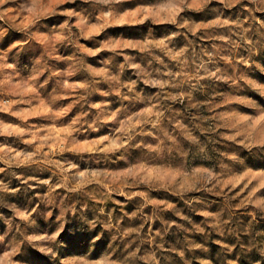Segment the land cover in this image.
<instances>
[{
    "label": "rangeland",
    "instance_id": "1",
    "mask_svg": "<svg viewBox=\"0 0 264 264\" xmlns=\"http://www.w3.org/2000/svg\"><path fill=\"white\" fill-rule=\"evenodd\" d=\"M0 264H264V0H0Z\"/></svg>",
    "mask_w": 264,
    "mask_h": 264
}]
</instances>
